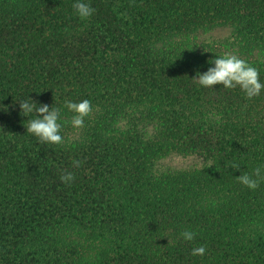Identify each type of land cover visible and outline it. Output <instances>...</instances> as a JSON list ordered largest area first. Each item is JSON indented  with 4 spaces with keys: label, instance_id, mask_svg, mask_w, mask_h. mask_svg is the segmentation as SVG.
I'll return each instance as SVG.
<instances>
[{
    "label": "trees",
    "instance_id": "1",
    "mask_svg": "<svg viewBox=\"0 0 264 264\" xmlns=\"http://www.w3.org/2000/svg\"><path fill=\"white\" fill-rule=\"evenodd\" d=\"M89 2L81 20L73 0H0V264H264V182L235 178L264 165V91L193 81L227 53L264 82V0ZM28 96L61 108L64 144L27 133ZM84 99L75 129L64 103Z\"/></svg>",
    "mask_w": 264,
    "mask_h": 264
},
{
    "label": "clouds",
    "instance_id": "2",
    "mask_svg": "<svg viewBox=\"0 0 264 264\" xmlns=\"http://www.w3.org/2000/svg\"><path fill=\"white\" fill-rule=\"evenodd\" d=\"M72 8L74 13L81 19H89L95 12L89 0H73ZM210 67L207 71L197 72L193 81L202 88L214 89V86L221 85L225 89H239L248 99L257 97L264 91V82L259 78V71L256 67L249 65L244 60L233 54H223L216 56L208 61ZM19 102L20 114L27 117L25 126L27 133L35 136L41 144L62 145L65 143L62 135L61 108L49 106L47 104H38L29 96ZM64 107L72 113L69 123L73 128L80 129L85 126V118L93 111L91 102L84 99L79 102L65 101ZM35 118L29 119L30 116ZM74 167H80L81 161L73 160ZM226 167L239 169L240 165L227 162ZM237 182L250 190L258 188L261 182H264V165L256 167L253 173L242 172L235 177ZM62 183L71 185L75 180L72 172H63L60 176ZM185 241H192L196 233L185 230L180 233ZM206 248L201 245L191 250L193 256H203Z\"/></svg>",
    "mask_w": 264,
    "mask_h": 264
},
{
    "label": "rangeland",
    "instance_id": "3",
    "mask_svg": "<svg viewBox=\"0 0 264 264\" xmlns=\"http://www.w3.org/2000/svg\"><path fill=\"white\" fill-rule=\"evenodd\" d=\"M230 35V30L228 28H217L215 30L203 31L200 36L205 42H222L227 39ZM192 162V159H187L179 157L176 155H170L158 162V167L166 169L169 167L184 166Z\"/></svg>",
    "mask_w": 264,
    "mask_h": 264
}]
</instances>
